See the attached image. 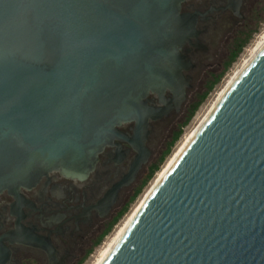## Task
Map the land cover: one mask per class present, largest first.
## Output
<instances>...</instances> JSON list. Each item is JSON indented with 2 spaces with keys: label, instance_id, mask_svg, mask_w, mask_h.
<instances>
[{
  "label": "water",
  "instance_id": "water-1",
  "mask_svg": "<svg viewBox=\"0 0 264 264\" xmlns=\"http://www.w3.org/2000/svg\"><path fill=\"white\" fill-rule=\"evenodd\" d=\"M183 1L0 0V192L86 178L115 140L138 151L131 175L146 161L150 121L190 87ZM102 264H264V48Z\"/></svg>",
  "mask_w": 264,
  "mask_h": 264
},
{
  "label": "flooded vegetation",
  "instance_id": "flooded-vegetation-1",
  "mask_svg": "<svg viewBox=\"0 0 264 264\" xmlns=\"http://www.w3.org/2000/svg\"><path fill=\"white\" fill-rule=\"evenodd\" d=\"M257 6V7H256ZM256 7V8H255ZM264 0H185L181 12L195 15L197 37L184 45L182 54L190 63L183 71L190 87L200 70L213 59L216 31L235 26L248 14L262 15ZM233 37L225 55L216 62L224 69L239 33ZM211 77L218 75L212 70ZM170 92L165 97L169 98ZM149 98L161 105L156 94ZM185 100V101H186ZM184 104V103H183ZM183 106V105H182ZM182 109V107H181ZM172 110L168 115L150 121L145 140L146 161L140 162L131 175L138 151L126 140H115L99 154L94 169L78 179L51 171L36 184L21 188L17 194L0 192V264H82L107 234L108 227L131 201L141 182L168 148L180 124ZM135 122L118 129L133 135ZM169 128L161 137L162 129ZM164 145L160 146V142ZM158 154V156H157Z\"/></svg>",
  "mask_w": 264,
  "mask_h": 264
},
{
  "label": "rangeland",
  "instance_id": "rangeland-1",
  "mask_svg": "<svg viewBox=\"0 0 264 264\" xmlns=\"http://www.w3.org/2000/svg\"><path fill=\"white\" fill-rule=\"evenodd\" d=\"M254 10L255 12L253 16L248 14L245 19L241 20L240 22H237L235 26L225 29L224 31H216L217 35L214 38L215 44L213 46V54H212L213 59L209 62V64H207L200 70L197 78H195L194 81L192 82V86L187 93V100L184 102L181 111L175 115L174 120H177V122L181 125V123L184 121L186 117L187 109L190 106V104L196 101L198 95L202 94L206 90V86L209 83L210 79L212 78L211 77V73H213L212 70H215V73L217 74L222 73L219 81L213 86V88L210 90L206 98L200 103L199 107L197 108L191 120L187 124L183 125V127L181 128L182 132L179 138L171 145L169 153L164 157L163 161L159 164V168L147 180V182L144 184L139 194L128 203L127 209L124 211L121 217L116 221V223L112 225L110 230L103 237L102 241L97 246H95V248L92 251V254L82 264L96 263L98 259V255L101 253V250L104 249V247L110 242L111 238H113L117 229L122 225V223L126 220V218L133 212L138 202L140 201L141 197L148 189V187L151 185V182H153L157 173L164 166L167 160L174 154V152L178 149L186 134L192 130V128L197 124L200 118L205 114L210 104L215 99L217 93L221 89V87L229 79L233 71L240 65L242 59L246 57V55L253 48L254 44L256 43L260 35L264 32V18L263 19L256 18L257 9ZM247 25H249V27H256V30L252 33L249 41L243 47L237 58L225 70L216 68V62L225 55L229 45L232 43L233 37L239 32V30L243 26H247ZM168 130H169L168 127L163 128L162 129L163 134L161 135V137L164 138V136L168 134ZM163 140L166 139H162V141L160 142V146L164 145ZM158 160L156 162H158Z\"/></svg>",
  "mask_w": 264,
  "mask_h": 264
},
{
  "label": "bare ground",
  "instance_id": "bare-ground-1",
  "mask_svg": "<svg viewBox=\"0 0 264 264\" xmlns=\"http://www.w3.org/2000/svg\"><path fill=\"white\" fill-rule=\"evenodd\" d=\"M264 48V32L260 35L256 43L254 44L253 48L250 52L246 55L245 58L242 59L240 65L233 71L230 75L229 79L225 82V84L221 87L219 92L217 93L215 99L210 104L208 110L205 114L200 118L197 124L192 128L190 132L186 134L183 141L181 142L178 149L174 152V154L167 160L164 166L160 169L157 173L156 177L154 178L151 185L145 191L143 196L141 197L140 201L138 202L137 206L133 210V212L126 218V220L122 223V225L117 229L116 233L114 234L113 238H111L110 242L101 250V253L98 255V259L95 264H102L107 256L111 253L117 243L120 241L124 233L126 232L127 228L130 226L132 221L134 220L135 216L139 212L140 208L150 196L153 189L157 186V184L162 180V178L166 175V173L170 170L182 152L186 149L192 139L196 136L205 122L208 120L218 103L221 101L223 96L238 78V76L243 72V70L249 65V63L259 54V52Z\"/></svg>",
  "mask_w": 264,
  "mask_h": 264
},
{
  "label": "trees",
  "instance_id": "trees-1",
  "mask_svg": "<svg viewBox=\"0 0 264 264\" xmlns=\"http://www.w3.org/2000/svg\"><path fill=\"white\" fill-rule=\"evenodd\" d=\"M263 18H264V8H263V11H262V15L258 19H263ZM255 30H256V27H251V28H248V29H244V30H242L239 33V35L236 38L235 44H234L235 47H234V49H233V51H232V53L230 55V58H229L228 62L226 63V65H225L223 70L227 69L231 65V63L237 58V56L239 55V53L241 52L243 47L247 44V42L249 41L252 33ZM221 74L212 76V78L210 79L209 83L206 86V90L202 94L198 95L196 101H194L193 103L190 104V106L187 109L186 117H185L184 121L181 123L179 130L175 132L170 144L168 145V148L165 150V152L159 158L158 162H156L153 165V167L151 168L150 173L141 182L139 188L137 189L135 194L132 196L131 200H133L139 194V192L141 191L142 187L147 182V180L159 168V164L163 161L164 157L169 153L171 145L179 138V136H180V134L182 132L181 128L183 127V125L187 124L191 120V118L193 117V115L196 112L197 108L199 107L200 103L206 98V96L208 95L210 90L213 88V86L219 81V79L221 77ZM127 206H128V204L114 218V220L110 223L107 231H109L110 228L112 227V225L114 223H116V221L121 217V215L127 209Z\"/></svg>",
  "mask_w": 264,
  "mask_h": 264
}]
</instances>
